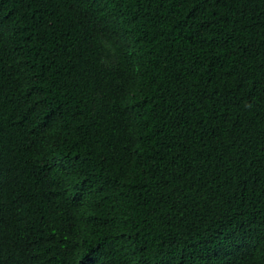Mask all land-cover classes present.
Wrapping results in <instances>:
<instances>
[{"label":"trees","instance_id":"trees-1","mask_svg":"<svg viewBox=\"0 0 264 264\" xmlns=\"http://www.w3.org/2000/svg\"><path fill=\"white\" fill-rule=\"evenodd\" d=\"M0 264H264V0H0Z\"/></svg>","mask_w":264,"mask_h":264}]
</instances>
